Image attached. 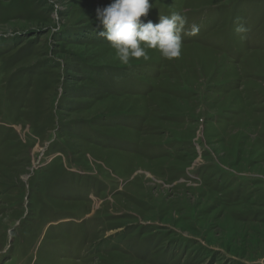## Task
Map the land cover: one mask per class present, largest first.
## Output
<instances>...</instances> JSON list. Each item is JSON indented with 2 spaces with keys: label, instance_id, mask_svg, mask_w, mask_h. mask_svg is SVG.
<instances>
[{
  "label": "rangeland",
  "instance_id": "obj_1",
  "mask_svg": "<svg viewBox=\"0 0 264 264\" xmlns=\"http://www.w3.org/2000/svg\"><path fill=\"white\" fill-rule=\"evenodd\" d=\"M111 2L0 0V264H264V0H149L128 65Z\"/></svg>",
  "mask_w": 264,
  "mask_h": 264
},
{
  "label": "clouds",
  "instance_id": "obj_2",
  "mask_svg": "<svg viewBox=\"0 0 264 264\" xmlns=\"http://www.w3.org/2000/svg\"><path fill=\"white\" fill-rule=\"evenodd\" d=\"M152 4L149 0H112L96 10V21L102 30L97 35L114 49L116 59L123 65L131 60L148 58V50H157L166 60L181 56L182 35L186 18L180 13L159 16V22L147 23L146 17ZM195 25L192 34L198 32Z\"/></svg>",
  "mask_w": 264,
  "mask_h": 264
},
{
  "label": "trees",
  "instance_id": "obj_3",
  "mask_svg": "<svg viewBox=\"0 0 264 264\" xmlns=\"http://www.w3.org/2000/svg\"><path fill=\"white\" fill-rule=\"evenodd\" d=\"M56 144V143H55ZM115 245H118L117 243H114Z\"/></svg>",
  "mask_w": 264,
  "mask_h": 264
},
{
  "label": "flooded vegetation",
  "instance_id": "obj_4",
  "mask_svg": "<svg viewBox=\"0 0 264 264\" xmlns=\"http://www.w3.org/2000/svg\"><path fill=\"white\" fill-rule=\"evenodd\" d=\"M28 198V196H26V199Z\"/></svg>",
  "mask_w": 264,
  "mask_h": 264
}]
</instances>
